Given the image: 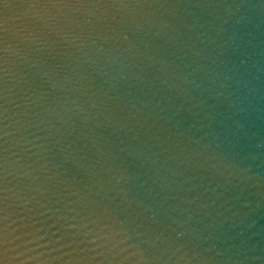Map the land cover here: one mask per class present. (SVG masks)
<instances>
[{
    "label": "clouds",
    "instance_id": "9594fccd",
    "mask_svg": "<svg viewBox=\"0 0 264 264\" xmlns=\"http://www.w3.org/2000/svg\"><path fill=\"white\" fill-rule=\"evenodd\" d=\"M0 264H264V0H0Z\"/></svg>",
    "mask_w": 264,
    "mask_h": 264
}]
</instances>
